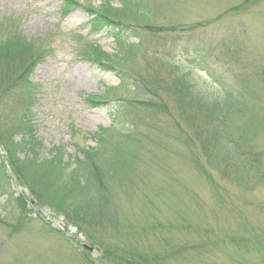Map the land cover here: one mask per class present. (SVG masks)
<instances>
[{
	"label": "rangeland",
	"instance_id": "rangeland-1",
	"mask_svg": "<svg viewBox=\"0 0 264 264\" xmlns=\"http://www.w3.org/2000/svg\"><path fill=\"white\" fill-rule=\"evenodd\" d=\"M76 1L80 6H98L101 0ZM108 1L115 9L122 6L121 0ZM147 1L152 12L151 24L147 23L160 31L141 42L157 54L159 78L151 80L147 91L140 81L139 91H134L130 81L134 72L121 68L125 87L108 104L92 110L83 99L113 97L108 90L117 86L118 79L113 72L80 60L70 40L77 35L81 43L113 54L115 45L107 32L89 35L82 7L65 15L60 10L64 0H0V21L17 20L29 40L50 36L53 41L52 55L31 77L37 86L33 109L24 104L20 115L16 97L8 112L0 108V131L11 132L15 135L11 141L18 142L21 135L16 130L28 124L32 113L42 144L40 160L58 147L64 151V162L71 164L76 148L95 147L90 136L99 129L113 128L122 135L132 130L126 126L131 121L137 133L126 147V174L103 182L104 192L111 196L100 197L93 225L84 227L87 237L66 226L62 215L41 204L37 207L21 182L12 189L21 191L30 213L14 201L4 204L0 196V207H5L0 264H264V0H249L246 7L247 0ZM234 8L238 10L231 11ZM145 33L138 31L127 42H137L136 36ZM200 57L209 62L213 76L222 78L225 94L235 105L223 131L261 158L259 186L243 190L239 172L222 160L224 153L199 147L194 125L201 122L191 114L195 106L186 117L179 115L169 92L171 67H187L184 72L204 87L203 96L217 92L208 86L214 83L205 73L185 63ZM30 58L11 53L0 60V94ZM136 59L142 64V53ZM122 99L123 103L116 102ZM129 100L157 105L144 110ZM242 130L247 135L240 134ZM116 135L113 142L119 139ZM18 156L24 160L27 154L21 151ZM208 239L213 244L207 245ZM200 243L206 245L200 248Z\"/></svg>",
	"mask_w": 264,
	"mask_h": 264
},
{
	"label": "trees",
	"instance_id": "trees-1",
	"mask_svg": "<svg viewBox=\"0 0 264 264\" xmlns=\"http://www.w3.org/2000/svg\"><path fill=\"white\" fill-rule=\"evenodd\" d=\"M136 5L132 0H129L128 5L121 12H115L111 9L108 4H104L101 7V13L105 15L104 19L99 23L94 21L95 30H101L108 28L112 33H114V38L119 40L122 33H126V29L129 27L128 21H135L141 16L140 12L136 9ZM111 17L108 19V16ZM114 17L118 20L117 23L114 22ZM107 18V19H106ZM120 33V34H119ZM32 48L31 45H29ZM23 49L29 50L28 46L22 43L17 38H8L0 42V60L6 58V55L13 51H20ZM130 50V47H129ZM93 55L95 60L100 62L104 60L106 62H111L112 59L101 52L100 50H93ZM34 63H29L18 76H11L8 80L6 89V95L9 94L8 90L15 89L20 81H25L29 72L31 71ZM157 78L159 75L156 73ZM169 92L178 107L180 116L186 117L191 111L190 106H195V112L191 111V114L197 118L200 123L194 125L195 138L201 149H206L210 153L214 149H218L220 154L231 155L232 157L222 156V160L226 165H230L231 169H236L240 175H238V181L240 187L243 183V190L248 188L256 187L260 184L259 175L261 174V158L258 154H250L248 151L250 148L241 150L236 141L230 139V134L224 129L227 117L233 109L232 102L229 97L218 98L214 94L213 100H209L210 96H203L201 91L202 86H198L195 78L191 77L188 73H181V71H172L169 74ZM194 81V83H193ZM4 91L2 93H4ZM2 93L0 95H2ZM2 105V100L0 99V106ZM160 113H163L162 111ZM21 130V127L17 128ZM203 131V132H202ZM24 132V131H23ZM30 135V134H29ZM11 135L3 133L0 131V140L5 146L6 154L8 157V162L12 171L18 178L19 182L26 185L31 193H33L38 203L45 205L46 203L53 207L56 212H60L64 215L67 221L76 226L79 232L85 233L84 227L87 225H93L94 219H96L99 207L98 201L100 197H110V193L104 192L103 182L108 177L121 176L125 174V163L124 155L127 153V149L124 147V141L118 143L115 146V150L112 152V160H106L101 158L98 151H94L92 154L86 155L85 161L86 166L95 168L96 173H87V182L82 183L79 181H74L71 184L70 181L64 179L63 170L60 168V162L48 161L41 162L37 161V147L35 144L31 143L29 140L17 143L11 142ZM100 145L104 148L107 145L104 136H98ZM239 145H242V141H237ZM26 148L27 151L31 152L32 158H25L20 160L17 156V152L20 148ZM23 149L22 151L26 150ZM61 157V155H60ZM219 159V156H218ZM60 161V159L58 160ZM106 172L104 176L98 168ZM88 167V168H89ZM82 174V170H77ZM119 171V172H118ZM78 175V173H76ZM79 174V175H80ZM75 178L77 176L75 175ZM94 178V179H93ZM259 178V180H258ZM94 182H90V180ZM248 179L250 182H247ZM258 180V181H257ZM90 182V183H89ZM97 195H100L97 197ZM112 216V215H111ZM103 222L99 223L97 226H102ZM202 229V228H200ZM205 230V229H204ZM207 232V230H205ZM87 237V232L85 233ZM207 245L213 244V240L208 239ZM231 244H235L233 238L230 239ZM200 243V248L205 246ZM191 246L190 248H193ZM148 255V254H147ZM144 258H139L143 260ZM144 262V261H142Z\"/></svg>",
	"mask_w": 264,
	"mask_h": 264
}]
</instances>
